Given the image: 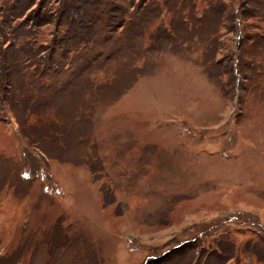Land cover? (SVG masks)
Instances as JSON below:
<instances>
[{
	"label": "rangeland",
	"instance_id": "rangeland-1",
	"mask_svg": "<svg viewBox=\"0 0 264 264\" xmlns=\"http://www.w3.org/2000/svg\"><path fill=\"white\" fill-rule=\"evenodd\" d=\"M0 33V264H264V0H0Z\"/></svg>",
	"mask_w": 264,
	"mask_h": 264
},
{
	"label": "trees",
	"instance_id": "trees-1",
	"mask_svg": "<svg viewBox=\"0 0 264 264\" xmlns=\"http://www.w3.org/2000/svg\"><path fill=\"white\" fill-rule=\"evenodd\" d=\"M9 9L11 10V8H9ZM10 10H9V12H10ZM71 26L73 27V30H75V32H76L78 29H80L79 26H76V25H75L76 27H74V24H72V23H71ZM78 27H79V28H78ZM0 34H1V33H0ZM0 38H1V35H0ZM27 45H28V44H27ZM0 50H1V49H0ZM1 58H2V56H1ZM44 59H45V57H44ZM36 61H38V64H43V63H45V62H43V61L41 60L40 57H39V58H38V57H37V58L35 57V63H36ZM42 62H43V63H42ZM50 63H51V62H50L49 60H46V64H47V65L45 64L44 67H46V66L48 67V65H50ZM0 64H1V62H0ZM37 68H40V67H37Z\"/></svg>",
	"mask_w": 264,
	"mask_h": 264
}]
</instances>
